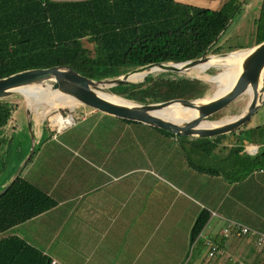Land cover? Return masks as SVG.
I'll list each match as a JSON object with an SVG mask.
<instances>
[{
	"label": "trees",
	"instance_id": "16d2710c",
	"mask_svg": "<svg viewBox=\"0 0 264 264\" xmlns=\"http://www.w3.org/2000/svg\"><path fill=\"white\" fill-rule=\"evenodd\" d=\"M245 1L226 0L218 9H211L178 0H0V78L31 68L68 65L88 78L103 80L147 63L179 62L196 59L205 52L219 53L222 46L218 41ZM259 3L258 14L253 20L254 45L264 40V0ZM214 57L211 55L207 60ZM221 69L211 66L204 74L214 77ZM155 72L149 73L144 82L118 87L113 93L132 102L148 104L176 98L208 97L218 88L212 89L210 80L205 81L202 77L171 71ZM214 83L219 85L216 80ZM16 108L15 103L0 99V173L7 163L1 150L6 144L4 151L10 146L5 133L11 128L10 121ZM215 114L209 118L217 120ZM247 123L226 134L191 137L189 143L182 144L189 165L200 173L221 174L229 183H244L259 170H262L260 176L264 177V147L253 156L244 154L240 157L236 154L242 147L220 146L224 142H238L245 133L252 142L264 143V126L245 129ZM148 127L174 136L164 129ZM16 148L20 151H15L19 164L25 153L17 144ZM223 148L236 158L232 163L231 160L228 162L231 169L225 168L221 173L217 168L213 169L209 160L212 153ZM245 204L250 207L247 202ZM54 205L50 196L20 175L6 185L0 194V264H55L46 253L25 239L1 235ZM262 208L261 213H264V200ZM240 209L235 216L237 221L250 224L252 227L246 226L252 229L258 226L255 223H261L258 229L264 231V217L256 214L247 217L244 208ZM210 215L211 211L206 207L200 209L189 230L190 245L196 241ZM235 235L247 239L249 246L257 249L249 235ZM224 240L226 238L222 236L214 242L221 247ZM257 250L258 254L264 255V248ZM260 257L257 255L255 260Z\"/></svg>",
	"mask_w": 264,
	"mask_h": 264
},
{
	"label": "crops",
	"instance_id": "0c3cea01",
	"mask_svg": "<svg viewBox=\"0 0 264 264\" xmlns=\"http://www.w3.org/2000/svg\"><path fill=\"white\" fill-rule=\"evenodd\" d=\"M178 1L188 3L184 0ZM212 1L214 3L211 2V5L216 2L218 6L211 9H218L226 0ZM253 45L254 43L251 46ZM76 117L75 121L78 124L87 121L88 118L94 121L88 130H95L97 127V133L100 134L97 136V144L101 148L87 150L85 147L87 139L83 137L64 140L56 136V133L60 135L72 126L75 123L74 118L72 123L61 129H58L51 120L37 127L32 126L30 130L32 137L24 139L27 148L26 151L22 149L25 154L16 175L22 176L43 190L55 201V205L11 227V233L7 235H17L37 246L55 264H144V259H152L157 254L159 257L168 258L166 248L159 251L156 238L154 239L156 231L168 217V209L172 210L164 203L166 193L161 195L159 189L147 185L149 181L145 187L141 186L144 180L142 178H139L138 184L132 166L119 170L120 164H123H119L120 152L123 154L121 157L123 162H125L124 153L133 161L134 151L129 152L128 149L131 142L146 144L153 136L152 140L156 137L165 148L174 145L175 149L170 150L169 153L178 152V166L175 168V171L178 170L175 174L178 176V188L164 189L176 190L175 193H170L169 197L171 200L174 199L173 194L178 198V223L187 215L191 227L194 218L204 207L211 211L206 224L214 219L220 222L217 227L214 225L211 230L208 229L203 238L198 236L197 240H199H196V244L199 246L191 264H228L232 255L243 264H248V260L252 261L256 258L258 250L249 246L247 239L239 238L235 234L223 241L221 252L211 257L208 263L205 260L206 256L201 253L206 251L204 245L206 239L213 241L221 239L224 221H237L234 216L242 210L240 208L248 209L245 214L247 217L253 214L264 217V213H261L264 200V177L260 176L262 170L254 171L252 177L244 183H229L223 180L221 174L200 173L189 165L183 146L194 136L174 139L149 128L150 125L141 122H121L116 116L92 109ZM103 120L106 123L98 127ZM254 126L256 125L245 129ZM140 129L144 131L136 134ZM241 138L246 139L247 134L245 133ZM238 142L231 144L224 142L220 146L242 147L236 154L240 157L244 154L254 155L245 150L248 145H257L258 150L264 147V143L258 141L250 142L248 145ZM120 143H127L128 147L123 148L121 145L123 149H120ZM183 143L185 144L182 145ZM211 156L209 163L214 170L217 168L221 173L225 168L231 169L228 162L231 160L232 163L236 158L233 159L235 154L232 156L224 148L218 149ZM234 165H232L233 169ZM144 177L146 179V175ZM199 179L203 180V186L197 183ZM194 194L207 198V202L197 200ZM227 199L230 201L226 204ZM246 202L250 207L246 206ZM249 208L254 212L249 213L251 211ZM245 224L252 227L248 223ZM255 225H258L255 227L258 229L261 223ZM179 244L181 241L178 242ZM191 246L193 247L194 244ZM182 251L184 252L185 249L179 245L178 264L183 258ZM173 253L176 254V251H172L171 255ZM152 261L157 262V258L145 264H153ZM158 264H163V261Z\"/></svg>",
	"mask_w": 264,
	"mask_h": 264
},
{
	"label": "rangeland",
	"instance_id": "374dc122",
	"mask_svg": "<svg viewBox=\"0 0 264 264\" xmlns=\"http://www.w3.org/2000/svg\"><path fill=\"white\" fill-rule=\"evenodd\" d=\"M184 1L188 2L189 4L208 7V8H213L218 6L216 2L215 4H213L214 1L212 0L210 1L184 0ZM211 2H213L212 5ZM259 4L260 3L258 0H247L246 2L243 3L242 9L238 14L233 16L232 22L225 29L224 33L221 35L218 41V44L222 46V50L219 53L226 52V50L231 48H236L235 49L236 51L242 49L248 50L247 46H251L254 43L253 20L258 14ZM213 56H217V55H213ZM240 63H241L240 59H229L213 66L221 67L222 69L220 72H231L235 70ZM180 74L198 76L193 72H186ZM198 77H202L205 81H207L209 76L202 74ZM208 82L212 89L218 87L213 95L220 94L224 90V84L222 82H220L219 85H215L214 81H208ZM249 98H250L249 94L247 93L242 94L233 104H230L229 106H227V108L217 112L215 114V117H217L218 118L217 120H219L225 117H232L238 115L245 108ZM4 99H7L12 103H15L17 105V108L14 111L10 121L11 128L7 129L5 133L7 140L8 141L10 140L9 149L7 151H4L5 146L7 147V144L4 145L6 142L2 144L4 146L3 149L1 150L2 151L1 155H3L5 159H7L6 160L7 163L5 170L0 173V190L4 187V185H7V183L5 184V182H10L12 180L11 177L15 176L18 173V170L20 168V163L17 164L16 162L15 151L16 150L17 152L20 151L19 149L16 148V144L19 145L21 150L25 149L24 151H26L27 146L24 144V139L31 138L30 130L32 126L37 127L43 122H44L43 124L48 123V121L51 120V118L54 117L56 113H61L64 117L71 116L70 120L72 123L73 118L75 121L77 118L76 116L80 117V115H82L85 111H88V109H90L88 107L78 104L75 99L71 98L70 96L64 95L62 93H58L56 95H51L44 98H36L34 100L33 106L32 107L29 106L30 108L28 107V105L30 104V96H28L27 93H20V94L13 93ZM62 101H65V103L73 102L77 105H72L71 107H67V106L64 107L61 106ZM57 105L60 106L57 108L56 107ZM172 120H178V117H175ZM103 123L105 124L106 121L103 120L102 122H100L98 124L99 125L98 127L103 125ZM93 124L94 121H92L91 118H88L87 121L81 122L79 124L77 121H75V123L72 126H70L67 130L63 131L62 134L58 135V133H56V136L64 138V140L76 139V138L78 139L83 137L87 139V142L85 144L87 150L90 148L93 149L101 148V146L97 144V136L100 135L99 133H97V127L95 130H88L89 126H92ZM257 124L264 126V104H262V106H260L257 109V111L251 116V118L247 123V127ZM136 131H138V129H136ZM143 131L144 130L140 129L138 133L136 132V134L142 133ZM150 138L153 139V136H151ZM172 138L178 139L179 137L174 135ZM152 139L150 140L149 143L147 142L146 144L145 143L141 144L137 141L134 143L131 142L129 147L127 143H120V149H123L124 147L127 146L129 152L133 150L134 153H133V161H131L124 153L125 162H123V160L121 159V157L123 156L122 152H120V157H119V164L123 163L120 164L119 170L125 169L126 167L128 168V166L134 167L135 178L137 179L136 182L138 183V181H140L139 178H142L144 180H142L143 182L140 184L141 186L145 187V184L147 183V181H149L147 185H149L154 189H159L161 195L166 193L165 194L166 201H164V203H166V206H170V208H172V210L168 209V217L166 218L165 223L160 226L161 228L157 230L156 235H154V239L156 238L157 241V245H156L157 248L159 249V251L166 248L168 253V258H166L165 256L164 258L159 257V254H157V256H154L152 259H144V264L155 258H157V262L152 261L153 264H158V262L160 261H163V264H170L171 261L172 264H178L179 245H181L183 249H185L184 252L182 251L184 254L180 264H191V260H194L199 245L196 244V241L195 243H193L194 244L193 247L189 244L190 219H188L187 218L188 216L186 215V217L184 219H180L182 221L178 223V198L177 197L175 198L173 194L172 196L174 197V199L171 200V197H169V194L175 193L176 190H164L165 188H173V187L178 188V176H175L176 172L178 171V170L175 171L176 166H178V152L176 151V153L174 152L169 153L170 150L175 149L174 145H170L165 148L164 145H161L159 139H157L156 137H154V140ZM252 141L253 140H250L248 138L246 139L240 138L238 143L248 145ZM121 145L123 146V148H121L122 147ZM145 175H146V179L144 177ZM195 180H197V178ZM197 183H201V185L203 186L202 179H199ZM194 197L197 200H203L204 202H207V198L205 199V197H203L202 195L194 194ZM229 201L230 199H227L225 203L227 204V202ZM160 202L163 203L162 200H160ZM244 210L248 212V209L244 208ZM249 210L251 209L249 208ZM251 212L254 211L252 210L249 211V213ZM225 222L226 221H224V224ZM219 224L220 222L218 223L216 219H214L211 223L206 224V226L203 229L204 231L202 230L201 234L199 235L202 236L203 238V235L206 236L208 229L211 230L214 227V225L217 227ZM10 233L11 232L9 228L3 231L1 235H7ZM186 238H188V241H186ZM180 241L181 244L178 245V242ZM172 251H176V254L173 253L171 255ZM201 255L206 256L205 260L207 263L210 261L211 257H208L207 249L206 251L204 250L201 253ZM258 255L261 256L260 257L261 261L260 260L257 261L254 259L252 261L248 260L247 263L260 264V262H262V264H264V255H260V254ZM236 262H240V261H238L234 255H232L228 264H235Z\"/></svg>",
	"mask_w": 264,
	"mask_h": 264
},
{
	"label": "water",
	"instance_id": "95a60500",
	"mask_svg": "<svg viewBox=\"0 0 264 264\" xmlns=\"http://www.w3.org/2000/svg\"><path fill=\"white\" fill-rule=\"evenodd\" d=\"M247 49V53L241 60V70L233 84L219 95L211 96L205 100V97L195 99L176 98L157 103L142 104L122 98H119L122 102L114 101L100 93L114 94V89L118 87L142 83L154 67L156 68L153 70L186 73L189 68L204 63L211 55L224 56L236 50L211 54L205 52L196 59L179 62L147 63L117 77L103 80L88 78L68 65L26 69L0 78V99L13 93L20 94L18 89L21 87L41 86L70 96L78 104L94 111L164 129L178 137L217 136L240 128L249 121L264 101V75L261 74L264 68V40ZM178 64L181 66H178ZM140 74L142 76L135 80ZM249 91L252 93L251 97L241 113L213 126H200L203 121H218L211 120L209 117ZM172 103H179L185 109L195 110L196 114L187 120H170L154 113ZM30 135L32 137V134ZM5 187L6 185L0 190V194Z\"/></svg>",
	"mask_w": 264,
	"mask_h": 264
},
{
	"label": "bare ground",
	"instance_id": "6f19581e",
	"mask_svg": "<svg viewBox=\"0 0 264 264\" xmlns=\"http://www.w3.org/2000/svg\"><path fill=\"white\" fill-rule=\"evenodd\" d=\"M247 51L248 50H246V49H242V50L231 52L230 54H227V55H224V56L217 55L214 58H211V59H208V60L206 59V61L204 63H200V64H197L194 67L189 68L187 72H193L196 75L200 76V75L204 74V72L209 67H211L213 65H216V64H218L220 62H223L225 60H229V59H240V60H242V58L247 53ZM204 64H207V65L205 66ZM178 66H181V65L178 64ZM154 68H156V67H154ZM154 68H152L151 73L155 72V71H159V70H153ZM240 70H241V63L238 65V67H236L235 70H233L231 72H220L214 77L209 76L208 80H210V81H215L216 80L218 84L220 82H222L224 84V90L223 91H225L228 87H230L233 84V82L235 81L236 77L238 76ZM261 74L264 75V68H263ZM141 76L142 75L140 74V76H138V77H141ZM138 77H136V78H138ZM18 91L20 93H27V95L30 96V104L28 105V107L29 106H31V107L33 106L34 100L36 98H44V97H48V96L56 95V94L60 93V92H57V91L49 90L48 88H43L41 86L21 87V88L18 89ZM247 93L251 97L252 93L250 91L247 92ZM100 94L104 95L105 97H107V98H109L111 100L122 102V100L119 99L121 97L117 96L115 94H110V93H105V92H101ZM217 95H219V94H217ZM212 96H215V95H212ZM210 97L211 96L205 97L204 100L208 99ZM72 105H77V104H75L73 102L72 103L71 102L70 103H65V101H62V104H61V106H64V107L65 106L71 107ZM59 106L60 105H57L56 107L58 108ZM154 113L159 115V116H161V117L170 119V120H172L175 117H179L180 115H182L178 120H187L190 117H193L196 114V111L192 110V109H185L179 103H172V104H169V105H167V106L155 111ZM230 118L231 117H225V118L219 119L218 121H211V122L203 121V122L200 123V126H203V125L204 126H213V125L222 123V122H224V121H226V120H228ZM70 119H71L70 116L64 117L61 113H56L55 116L51 118V121L58 129H61V128L65 127V126H67V125H69L71 123Z\"/></svg>",
	"mask_w": 264,
	"mask_h": 264
},
{
	"label": "built area",
	"instance_id": "2783aa9c",
	"mask_svg": "<svg viewBox=\"0 0 264 264\" xmlns=\"http://www.w3.org/2000/svg\"><path fill=\"white\" fill-rule=\"evenodd\" d=\"M245 150L249 154H255L258 151L257 145H248ZM222 236L225 238L230 237L232 234L249 235L254 239V244L257 249L264 248V233L252 229L238 221L226 220L222 230ZM204 245L207 249L208 257H214L221 252L220 246L216 244L212 239H206ZM235 264H243L242 262H236Z\"/></svg>",
	"mask_w": 264,
	"mask_h": 264
}]
</instances>
